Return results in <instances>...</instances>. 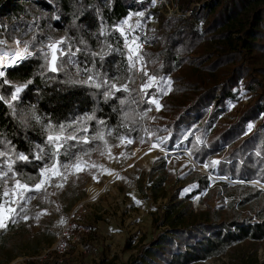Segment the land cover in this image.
<instances>
[{
    "label": "trees",
    "instance_id": "1",
    "mask_svg": "<svg viewBox=\"0 0 264 264\" xmlns=\"http://www.w3.org/2000/svg\"><path fill=\"white\" fill-rule=\"evenodd\" d=\"M50 1L36 2L45 8L55 4L61 16V21L55 23L59 28H68L82 48L95 47V36L106 43L100 45L105 48L102 56L85 51L81 54L92 64L97 84L76 81L63 65L57 72L49 71L48 62L39 54L7 67L5 78H0L9 81L0 87V96L4 97L0 100V152L7 154L0 156V167L6 168V162L13 163L20 177H34L27 181L30 185L39 180L40 168L50 164L45 155L47 123L65 124L89 112L91 133L107 134L116 128L120 135L132 138L144 127L148 112V106L140 101L135 90V73L123 53L117 26L131 9H149L153 0H112L111 4L108 0ZM25 2L0 0V17L16 14L18 10L31 13ZM177 4L182 15L176 20L162 15L160 20L166 30L159 40H154L153 47L145 50L152 75L165 79L171 76L172 83L163 101L162 123L167 127L165 131L159 126L154 129L158 134L169 132L166 143L171 147L180 143L199 163L220 154L219 175L264 184V0H177ZM155 12L148 11L145 16ZM99 17L107 30L112 28L106 36L100 37L96 32ZM121 73L130 78L131 90L112 91L111 96H106L110 88L108 77ZM29 80L32 83L13 101L14 86ZM241 86L254 99L233 121L218 123L228 105L237 100ZM251 122H256V126L246 133ZM198 123L203 127L201 142L194 137L198 131L194 125ZM98 140L101 141L76 144L70 151L75 155L91 151ZM38 145L44 149L41 155ZM19 154L28 160H18ZM37 156L44 158L38 160ZM162 168L164 163L159 168L154 165L150 172L154 197L167 194L166 173ZM191 180L196 181L191 193L184 197L170 196L162 216L165 228L123 264H204L207 259L222 256L246 241H264L263 190L249 183L236 185L244 192L246 189L247 194L237 201L239 207L249 206L251 213L237 212L233 203L196 210L191 200L210 186V179L196 174ZM33 227L21 213L14 217V222L7 221V227L0 230V264H9L19 255L35 257L28 263L37 264L41 247ZM95 264L116 263L103 257ZM247 264L264 263L254 257Z\"/></svg>",
    "mask_w": 264,
    "mask_h": 264
},
{
    "label": "rangeland",
    "instance_id": "2",
    "mask_svg": "<svg viewBox=\"0 0 264 264\" xmlns=\"http://www.w3.org/2000/svg\"><path fill=\"white\" fill-rule=\"evenodd\" d=\"M36 1L25 2L31 13L20 10V13L0 17L2 24L0 25V40L5 41V44L0 47L20 48L21 50L28 47L29 52L32 53L31 56L39 54L44 57L45 53H49L48 44L63 41L64 43L59 47L65 52L75 54L60 57L57 61L58 69L60 65H63L76 81L97 84L92 64L81 54L83 55L85 51L96 56L104 55L105 48L100 45H104L106 41L95 36L97 47L85 50L76 42L75 36L68 28L63 30L54 28L51 21L54 22L58 15L54 11L44 10ZM173 3L176 7L177 0H174ZM170 7L173 8L171 3ZM151 10L157 12L147 17L150 25L142 33L143 40L148 42L145 45L144 57L139 62L134 60L135 67H133V61L128 59V54L123 47L122 50L134 70L135 90L138 97L142 103L148 106V109L152 110H148L146 113L144 127L135 137H124L119 134L116 128H111L107 134L102 133L103 139L98 140L96 147L87 151V155H83L84 152H79L69 161V163H75L76 158H82L87 164L84 171L64 170L67 175L66 180L59 176L54 177L51 186H48L46 191L35 193L34 198L24 205L26 210L21 212V215L28 217V219H24L25 221L33 223V232L37 233L40 238L41 254L36 257L38 261L35 263L37 264L67 262L95 264L103 257L106 261L112 260L116 264H123L134 257L143 244L165 228L162 225V216L165 206L170 201V196L184 197L191 193L196 188V181L191 180L195 178L196 174L207 175L210 179V186L191 200L192 206L196 210H205L209 206L220 208L233 203L237 212L251 213L252 208L249 206L239 207L237 201L247 194L245 193L246 189L244 192L236 185L249 183L264 191L263 183L232 180L219 175V163L213 167L211 162H220V154L211 156L205 163H199L190 150L183 148L180 143H176L172 147L166 143L170 137L169 132L158 134L154 129V126H159L161 130L165 131L167 127L163 124L162 118L165 116L163 101L168 94L162 98L159 89L156 90L161 105L160 110H156L155 105L145 103L148 97L142 94L141 85L147 77L139 69L143 68L148 75H152L145 50L153 47L154 40H159L166 30L160 20L162 15L176 20L182 15V12L180 8L178 11L173 9L172 14L167 7L159 6L152 7ZM151 10L147 8L141 10L139 13L142 12L144 15L137 14V19L145 18V13ZM185 14L188 15L187 12ZM111 31L112 28L108 30L109 33ZM17 40L22 43L17 45ZM76 53L83 61L76 56ZM78 62L84 64L86 68L85 76L81 79L76 73L80 75L84 70L77 66ZM1 70L5 71L6 75L7 69ZM90 76L92 80L89 81ZM170 77L163 79L170 81ZM4 78L5 76L2 77V79ZM161 78L157 77V80L159 81ZM108 82L110 86L116 85L122 90L126 85L127 92L131 90L130 78L125 73L108 77ZM161 86L169 93L167 84ZM171 87L172 83L170 89ZM240 90L237 100L228 105V110L219 116L218 123L233 121L239 116L242 109L254 99V95L247 92L243 86L240 87ZM109 91L117 90L110 87L107 92ZM89 117H92L91 113H83L63 125L73 126L68 129L69 133L74 128L87 129V131H79L77 135L91 139L96 134L91 133L92 126ZM250 124L252 125L251 130L248 128ZM248 125L246 133L254 130L256 122H251ZM50 126L59 125L47 123L44 127L47 135ZM194 127L198 129L194 137L201 142L202 124L198 123ZM153 145L156 146L153 147ZM38 147L39 155H41L44 149L40 145ZM161 163H164L162 169L166 173L164 188L167 194L154 197L150 190L152 183L150 172L154 165L159 168ZM81 167L84 165L82 164ZM68 172L72 174H68ZM155 178L156 175L153 179ZM224 182L228 185H224ZM58 184H63V187H57ZM90 184L100 190L95 197L89 189ZM185 189H189V191L185 193ZM254 257L260 263H264V241L259 243L246 241L233 246L222 256L207 259L204 264H247V261ZM33 258L35 257L19 255L9 264H30L28 260H34Z\"/></svg>",
    "mask_w": 264,
    "mask_h": 264
},
{
    "label": "snow or ice",
    "instance_id": "3",
    "mask_svg": "<svg viewBox=\"0 0 264 264\" xmlns=\"http://www.w3.org/2000/svg\"><path fill=\"white\" fill-rule=\"evenodd\" d=\"M138 15L143 16L144 14L138 13ZM127 24V21H124ZM121 36L123 37L124 46L128 48V59L133 61L132 66L135 67L134 57L136 60H139L141 57L138 53L139 49V37L131 36L129 37L128 33L125 32L123 28L117 29ZM131 31V29H129ZM17 45L21 44L22 41L17 40ZM63 41H57L54 43H50L47 45L49 49V53H45V60L48 62V69L51 72H57L59 69L57 67V61L60 57L65 55H74L75 53L65 52L59 46L63 44ZM5 44L4 40H0V45ZM32 55L29 52L28 47L23 48L19 51H13L11 53L4 52L0 50V69H4L11 66H16L22 63L24 60L29 58ZM4 56L10 57V62L8 64H4L3 58ZM144 73V76L147 77L145 82L141 85V92L143 95L147 96L148 99L145 101L147 104L155 105L156 110H160L161 105L159 103L158 96L156 94V90L159 89L160 95L168 94L167 90L162 87V84L168 85V90H170V81H165L163 78L161 80H157V77L154 75H148L147 72L144 71L143 68L139 69ZM5 76V71L0 70V78ZM92 80V77H89V81ZM8 80L0 81V87H3L4 84H8ZM32 81L29 80L26 84H22L19 86H14L15 90L12 93L11 99L15 101L18 99L19 94L31 84ZM96 87H101V85H95ZM111 88H116L117 91H121V88H118L116 85H111ZM124 91H127V86L123 87ZM106 96H111L112 92H106ZM0 100H4V97L0 96ZM11 107V103L9 101H5ZM149 111L152 109L149 108ZM88 119H92L89 117ZM73 127L72 125H59V126H50L48 131L49 134L47 136L46 146L48 147V152L45 155L48 157V161L50 164L46 166H42L39 170V181L34 185H30L27 181L34 179V177H20L18 171L14 170L13 163L6 162V168L0 167V185H3L2 189H0V228H6L8 222H14V217L18 216L21 212H24L26 209L24 205H26L31 199L34 198V194L46 191L48 186H51L52 179L56 176L61 177V179L66 180L67 175H65L64 170L66 169H75L77 172L84 171L87 167L86 162L82 160V158H76L75 163H69L74 157L75 153L71 152L70 149L76 147V144H89L92 140L103 139L102 133H97L91 139L88 137H80L77 135L79 131H87V129H73L71 133L68 132V129ZM249 130H251L252 125H248ZM123 139V138H122ZM69 141H75V144H69ZM131 142V141H129ZM156 145H153L155 147ZM43 151V150H42ZM87 152H84L83 155H87ZM7 154L4 152H0V156H6ZM61 156L67 158L62 161ZM43 156H37L36 159H43ZM18 160L26 161L28 157L19 154L17 156ZM212 166L214 167L219 161H212ZM84 167H81V165ZM94 166V165H93ZM207 167V165H206ZM11 174V175H10ZM68 174H72L68 172ZM9 180L12 183L9 185ZM57 187H63V184H58ZM189 189H185L184 192L187 193ZM33 194V195H30ZM139 203V201H137ZM24 219H28V217H23ZM38 218V217H37Z\"/></svg>",
    "mask_w": 264,
    "mask_h": 264
},
{
    "label": "built area",
    "instance_id": "4",
    "mask_svg": "<svg viewBox=\"0 0 264 264\" xmlns=\"http://www.w3.org/2000/svg\"><path fill=\"white\" fill-rule=\"evenodd\" d=\"M32 0H26V2H30ZM48 1V3H51L50 0H46ZM111 1L112 0H108L106 2H108V4H111ZM138 2L142 1V0H137ZM144 1H147V0H144ZM174 0H153V3L151 5V7L148 9V10H151L152 7H156V6H159V7H167L169 9V12L172 13L173 12V9H176L178 11L179 9V6L178 4L176 5V7L174 6V3H173ZM37 3V2H36ZM170 3L172 4L173 8L170 7ZM38 4V3H37ZM42 7V6H41ZM44 10L46 11H54L57 15H58V18L57 19H54V22L51 21V24L53 25L54 28H57L59 30H63L65 29V27L63 28H59L57 26V24L55 23L56 21H61V16L58 14V10H55L57 8V6L55 4L52 3V7L50 8H45V7H42ZM141 10H136V9H131L128 13V15L123 19V21L117 26V29L118 28H123L125 30L126 33H128L129 37L131 36H137L139 37V40H138V43H139V49H138V53L140 55V59H142L144 57V49H145V45L148 43L147 41H144L143 40V36H142V33L143 31H145L146 27L150 25L149 23V19L145 16V18L141 19V20H138L137 19V14L140 12ZM20 13V10L19 12ZM173 14V13H172ZM187 14H189V12H187ZM4 16H7V15H4ZM100 19V23H99V27L96 31H99V34L101 36H104L107 34L108 30H107V25L105 24V22L103 21V19H101V17H99ZM124 21H127V24L124 23ZM0 25H2L0 23ZM129 29H131V31H129ZM120 34V32H119ZM121 36V34H120ZM122 38V47L124 48L125 52L129 55V52H128V48H126L124 46V42H123V37L121 36ZM76 56L78 58L79 55L76 53ZM77 58V60H78ZM81 59V58H80ZM139 59V60H140ZM82 60V59H81ZM134 60L139 62V60H136L135 57H134ZM83 61V60H82ZM77 66L78 67H81V69L84 70L83 73H81L80 75L78 73L77 76L79 77V79H81V77L85 76V73H86V68H85V65L84 64H81L80 62L77 63ZM165 95H162V98L164 97Z\"/></svg>",
    "mask_w": 264,
    "mask_h": 264
},
{
    "label": "bare ground",
    "instance_id": "5",
    "mask_svg": "<svg viewBox=\"0 0 264 264\" xmlns=\"http://www.w3.org/2000/svg\"><path fill=\"white\" fill-rule=\"evenodd\" d=\"M0 50H3L4 52H13V51H19L21 50L20 48H5V47H0ZM3 62L4 64H8L10 62V57L9 56H4L3 58ZM5 69V68H4ZM1 70V69H0ZM142 154V153H140ZM89 189L91 190V194L93 195V197L97 196L99 191L93 184H90Z\"/></svg>",
    "mask_w": 264,
    "mask_h": 264
}]
</instances>
